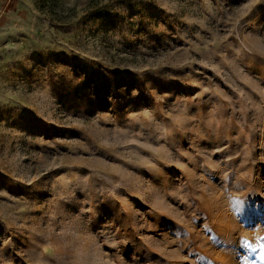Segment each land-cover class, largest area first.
Listing matches in <instances>:
<instances>
[{"label":"rangeland","instance_id":"1","mask_svg":"<svg viewBox=\"0 0 264 264\" xmlns=\"http://www.w3.org/2000/svg\"><path fill=\"white\" fill-rule=\"evenodd\" d=\"M0 264H264V0H0Z\"/></svg>","mask_w":264,"mask_h":264},{"label":"snow or ice","instance_id":"2","mask_svg":"<svg viewBox=\"0 0 264 264\" xmlns=\"http://www.w3.org/2000/svg\"><path fill=\"white\" fill-rule=\"evenodd\" d=\"M235 203L237 205V211H242V207L241 206H242L243 202L236 201ZM238 243L241 244V245H245V246L251 247V245L248 244V241L243 240V239H241Z\"/></svg>","mask_w":264,"mask_h":264}]
</instances>
